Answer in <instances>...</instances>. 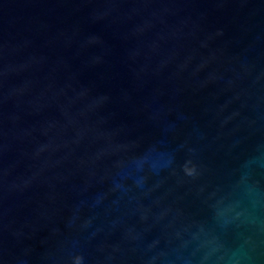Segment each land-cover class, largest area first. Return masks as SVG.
I'll use <instances>...</instances> for the list:
<instances>
[{"label": "water", "instance_id": "water-1", "mask_svg": "<svg viewBox=\"0 0 264 264\" xmlns=\"http://www.w3.org/2000/svg\"><path fill=\"white\" fill-rule=\"evenodd\" d=\"M0 264H264V0H0Z\"/></svg>", "mask_w": 264, "mask_h": 264}]
</instances>
